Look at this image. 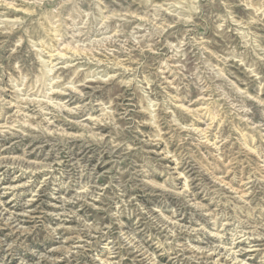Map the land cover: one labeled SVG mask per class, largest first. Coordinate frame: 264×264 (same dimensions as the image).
I'll use <instances>...</instances> for the list:
<instances>
[{
    "label": "rangeland",
    "instance_id": "obj_1",
    "mask_svg": "<svg viewBox=\"0 0 264 264\" xmlns=\"http://www.w3.org/2000/svg\"><path fill=\"white\" fill-rule=\"evenodd\" d=\"M0 264H264V0H0Z\"/></svg>",
    "mask_w": 264,
    "mask_h": 264
},
{
    "label": "bare ground",
    "instance_id": "obj_2",
    "mask_svg": "<svg viewBox=\"0 0 264 264\" xmlns=\"http://www.w3.org/2000/svg\"><path fill=\"white\" fill-rule=\"evenodd\" d=\"M92 123V122H91ZM7 124V123H6ZM24 187V186H23ZM189 189H190V187H189ZM235 189V188H234ZM249 239V238H248ZM252 243H254V242H252ZM238 246V245H237ZM255 247V246H254ZM203 251V250H202ZM216 251V250H215ZM256 250H254V251H251V252H255ZM230 252V251H229ZM231 254V253H230ZM229 254V255H230ZM234 257V256H233Z\"/></svg>",
    "mask_w": 264,
    "mask_h": 264
}]
</instances>
